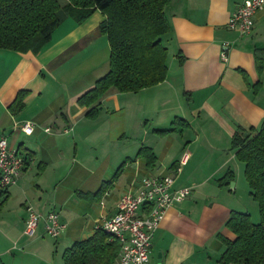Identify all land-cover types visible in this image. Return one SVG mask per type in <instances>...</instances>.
<instances>
[{
    "label": "crops",
    "instance_id": "0c3cea01",
    "mask_svg": "<svg viewBox=\"0 0 264 264\" xmlns=\"http://www.w3.org/2000/svg\"><path fill=\"white\" fill-rule=\"evenodd\" d=\"M244 1L172 0L167 79L138 93L111 88L95 119L79 98L110 68L101 11L81 24L66 20L38 55L0 50V139L27 160L17 182L0 190V264H63V252L113 217L126 192L137 191L146 177L168 175L174 188L192 191L167 210L154 233L151 264H220L226 246L219 235L235 239L227 222L251 201L233 137L264 127V69L256 61L264 51V9L251 34L228 27ZM21 91L28 93L16 112L11 106ZM28 122L32 134L21 129ZM80 144L92 153L80 154ZM142 147L152 149L154 164L137 157ZM185 152L189 161L177 173ZM228 171L234 188L221 182ZM70 178L79 181L70 184ZM29 209L43 216L33 236L26 234ZM51 211L66 228L49 239L45 217Z\"/></svg>",
    "mask_w": 264,
    "mask_h": 264
},
{
    "label": "trees",
    "instance_id": "16d2710c",
    "mask_svg": "<svg viewBox=\"0 0 264 264\" xmlns=\"http://www.w3.org/2000/svg\"><path fill=\"white\" fill-rule=\"evenodd\" d=\"M171 2L67 0L66 4H61L60 0H0V50L38 55L66 20L81 24L96 10L101 11L105 20L100 30L111 48L110 68L79 98L80 106L92 108L87 116L95 119L99 114V101L111 88L122 93H138L167 79L169 51L164 39L171 31L166 14ZM256 61L258 70L262 71L264 51H257ZM27 93L18 94L11 106L13 111L23 109ZM179 122L176 120L174 125ZM174 130L159 132L164 135ZM232 150L245 164V177L251 196L259 205L261 221L255 224L250 214L233 211L227 227L235 239L219 235L226 246L219 263L264 264V127L259 131L238 130L233 137ZM137 157L145 159L148 165L156 161L148 147H142ZM233 179V172L228 171L221 182L229 185ZM112 182L103 183L97 194ZM119 250L117 241H111L105 231L96 230L94 235L75 242L63 252V264H115Z\"/></svg>",
    "mask_w": 264,
    "mask_h": 264
},
{
    "label": "built area",
    "instance_id": "2783aa9c",
    "mask_svg": "<svg viewBox=\"0 0 264 264\" xmlns=\"http://www.w3.org/2000/svg\"><path fill=\"white\" fill-rule=\"evenodd\" d=\"M264 9V0H245L232 14L228 22L230 30L242 36L252 33L256 14ZM227 48V44L225 45ZM222 60L227 61V52L222 53ZM21 129L32 134L33 124L28 122ZM50 131V129H47ZM185 152L177 167V173L189 161ZM26 158L18 149H12L8 140L0 139V190L6 191L13 186L26 167ZM174 176L146 177L137 191L129 190L120 199L117 213L110 219L103 220L96 230L105 231L111 241L120 246L116 264H151L150 250L156 230L163 222L167 210L175 203L184 201L191 194V188H174ZM42 215L29 209L26 222V234L35 235ZM46 234L58 238L65 230L57 211H51L45 217Z\"/></svg>",
    "mask_w": 264,
    "mask_h": 264
},
{
    "label": "rangeland",
    "instance_id": "374dc122",
    "mask_svg": "<svg viewBox=\"0 0 264 264\" xmlns=\"http://www.w3.org/2000/svg\"><path fill=\"white\" fill-rule=\"evenodd\" d=\"M60 3L61 4H66L67 3V0H60ZM164 42H165V39H164ZM112 134H114V132H112ZM99 150L100 149H98V152H99ZM72 151L74 152V149L73 148H72ZM79 151H80V154L92 153V147L89 146V145L84 146L83 144H80L79 145ZM93 151L95 152V150H93ZM68 181H69L70 184H76V183H78L79 180L71 179L70 178V180H67V182ZM72 186H75V185H72ZM249 205L250 206L246 207V209H245L244 212L250 214L253 223H255V224L260 223V221H261V214H260L259 205H258L257 201H255L253 199L252 196H251V201H249ZM46 237H48L50 239L49 236H46ZM51 239H52V237H51ZM60 248L61 247L59 246V253H57L59 255L61 254V249ZM57 254L55 253V255H57Z\"/></svg>",
    "mask_w": 264,
    "mask_h": 264
},
{
    "label": "water",
    "instance_id": "95a60500",
    "mask_svg": "<svg viewBox=\"0 0 264 264\" xmlns=\"http://www.w3.org/2000/svg\"><path fill=\"white\" fill-rule=\"evenodd\" d=\"M231 188H234V186H235V183L234 182H231Z\"/></svg>",
    "mask_w": 264,
    "mask_h": 264
}]
</instances>
